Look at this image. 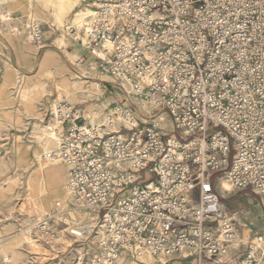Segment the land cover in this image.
Here are the masks:
<instances>
[{"label": "built area", "instance_id": "obj_1", "mask_svg": "<svg viewBox=\"0 0 264 264\" xmlns=\"http://www.w3.org/2000/svg\"><path fill=\"white\" fill-rule=\"evenodd\" d=\"M92 1L91 14L66 31L85 40L91 69L129 100L99 123L67 99L47 111L72 202L99 219L76 226L51 212L36 222L34 242H70V264L183 253L226 264L241 212L226 208L218 179L264 208V0ZM27 30L44 48L43 26L30 20ZM145 104L172 130L148 118ZM210 128L219 130L207 136ZM235 264H264V253L252 245Z\"/></svg>", "mask_w": 264, "mask_h": 264}, {"label": "rangeland", "instance_id": "obj_2", "mask_svg": "<svg viewBox=\"0 0 264 264\" xmlns=\"http://www.w3.org/2000/svg\"><path fill=\"white\" fill-rule=\"evenodd\" d=\"M58 1L0 0V264H70L75 249L68 247L70 242L62 239L51 246L34 242L36 222L57 211L68 215L76 226H94L99 219L95 218L96 212L78 208L72 202L63 164L58 166L63 167L65 179L62 177L58 185L52 184L43 169L47 161L58 160L59 144H48L39 128L51 134L53 124L47 126L50 120L45 115L53 103L67 99L84 110L90 123H99L115 105L129 100L111 76L91 69L93 61L85 40H76L66 31L70 24L83 20L93 1L77 0L63 23L55 17ZM30 20L43 26L44 48L32 42L27 30ZM162 114L151 105L148 118ZM166 124V129L172 130L169 120ZM218 130L210 128L207 136ZM62 196L67 198L63 200ZM222 198L229 211L241 212L240 236L231 246V258L225 260L226 264H235L241 251L245 255L258 237L264 239V208L249 191L234 189ZM256 244L264 253L263 244ZM149 258H136L126 264H196L182 254L162 261Z\"/></svg>", "mask_w": 264, "mask_h": 264}, {"label": "bare ground", "instance_id": "obj_3", "mask_svg": "<svg viewBox=\"0 0 264 264\" xmlns=\"http://www.w3.org/2000/svg\"><path fill=\"white\" fill-rule=\"evenodd\" d=\"M51 2H52V0H50ZM75 2H77V0H59L58 2H56V4H55V7H54V11H55V17H56V19L58 20V21H60L61 23H63V19H64V17H65V15H66V13H67V11H68V9H69V11L68 12H70V8H72V5L75 3ZM91 12H92V10L91 9H88L86 12H85V17L86 16H88L89 14H91ZM6 17V16H5ZM8 17V16H7ZM10 17V16H9ZM84 17V18H85ZM83 18V19H84ZM9 19H11V18H9ZM8 19V20H9ZM82 21V19H80L77 23H80ZM92 82H94V81H92ZM95 83V82H94ZM145 110L147 111V112H150L151 113V105H149V104H145ZM105 118H106V115H105ZM105 118H104V120H105ZM161 118H163V120H165V124L167 123V121L169 120L168 118H167V116H165L164 117V114H162L161 115ZM103 120V121H104ZM167 120V121H166ZM102 121V122H103ZM170 122V121H169ZM171 123V122H170ZM56 123H54L53 125H52V130H50L51 131V133L52 134H49L47 131H46V129H41L42 127H39L40 128V130H41V132L43 133V136L44 137H46L48 140H47V143L48 144H55V145H57V144H59V146H60V144H61V136H60V133L56 130ZM127 126L128 127H130V125L129 124H127ZM171 126H172V124H171ZM57 135V136H56ZM58 136L60 137V138H58ZM46 149H45V151L46 152H48V148L47 147H45ZM46 159V158H45ZM61 164V161L58 159V160H56V159H54L52 162H46L44 165H43V169H45L46 171H47V173H48V175L50 176V179H51V182H52V184H54V185H58L59 184V182L62 180V177H63V179H65L64 178V170H63V167L62 166H58V164ZM217 186H218V190H219V193L223 196V194H229L230 192H234V189H233V186L231 185V183L227 180V178L226 177H220L219 179H218V184H217ZM66 188H67V186H66ZM225 190H224V189ZM222 191V192H221ZM67 192H68V189H67ZM63 198V200L64 199H66L67 197L66 196H62ZM66 202V201H65ZM67 206V205H66ZM52 207V206H51ZM95 218H99V216L98 215H96L95 216ZM91 226V225H90ZM28 236V235H27ZM257 241L258 242H261L263 245V247H264V239H263V237H258L257 239H256V243H257ZM254 242V245H255V247H257V244ZM34 245H36V244H34ZM258 249V248H257ZM263 250H264V248H263ZM182 256H187V253H183L182 254ZM147 257V258H146ZM148 257H150V258H154L153 256H150V255H144V256H142L141 258H143L144 260H148ZM149 258V259H150ZM163 259H166V258H162L161 259V261L163 260ZM149 261V260H148ZM151 262V261H150ZM153 262V261H152ZM164 263H165V261H164ZM165 264H169L168 262L167 263H165Z\"/></svg>", "mask_w": 264, "mask_h": 264}, {"label": "crops", "instance_id": "obj_4", "mask_svg": "<svg viewBox=\"0 0 264 264\" xmlns=\"http://www.w3.org/2000/svg\"><path fill=\"white\" fill-rule=\"evenodd\" d=\"M85 13V12H84ZM86 15V14H85ZM109 90H112V86H110L109 85ZM165 117V116H164ZM167 125V124H166ZM49 130H52V127H50V129ZM50 134V133H49ZM52 134V133H51ZM62 164V163H61ZM224 189V188H223ZM225 190V189H224ZM222 192V191H221ZM244 196V194H242V195H240V197H243ZM238 206H241V204H239V203H236ZM264 251V250H263ZM170 261H171V259H169Z\"/></svg>", "mask_w": 264, "mask_h": 264}]
</instances>
